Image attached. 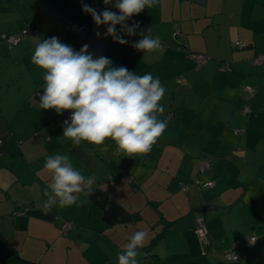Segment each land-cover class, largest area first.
<instances>
[{
    "label": "crops",
    "instance_id": "0c3cea01",
    "mask_svg": "<svg viewBox=\"0 0 264 264\" xmlns=\"http://www.w3.org/2000/svg\"><path fill=\"white\" fill-rule=\"evenodd\" d=\"M83 3L97 12L106 7L103 0ZM59 17L90 21L85 38ZM137 22V31L151 27L161 46L131 56L104 36L107 26L97 28L82 11V0H0V35L30 24L14 47L0 39V259L16 254L43 264H118L139 230L147 232L145 246L153 244L159 259L184 254L200 264H226L223 252L239 240L233 251L244 256L251 236L254 246L264 248V61H253L264 54V0H158L126 23ZM53 36L76 51L87 44L93 58L105 38L113 50L107 53V46L100 56L113 67L160 79L166 91L159 118L167 127L150 152L117 156L111 141L105 152L85 142L75 147L62 136L61 115L30 107L44 85V71L31 57L41 39ZM123 38L133 44L140 36ZM237 41L244 47L237 48ZM192 53L210 58L196 67ZM246 86L254 88L250 99ZM54 154L69 155L93 177L94 194L45 212L50 174L43 164ZM203 161L210 168L200 173ZM197 179L214 185L200 190ZM199 215L209 234L206 247L195 233ZM64 220L72 224L67 232Z\"/></svg>",
    "mask_w": 264,
    "mask_h": 264
},
{
    "label": "clouds",
    "instance_id": "9594fccd",
    "mask_svg": "<svg viewBox=\"0 0 264 264\" xmlns=\"http://www.w3.org/2000/svg\"><path fill=\"white\" fill-rule=\"evenodd\" d=\"M103 3L105 9L97 12L82 0V11L91 15L97 28L107 26L105 37L111 36L125 45L129 41L124 36L139 35L140 39L131 46L144 53L161 46L151 27L138 32V22L131 26L126 23L144 9L155 7L158 0H103ZM88 47L85 44L76 51L56 36L37 43L31 61L44 71V85L36 103L43 110L54 109L57 115L70 112L69 119L63 122L62 136L75 147L85 142L105 152L108 150L105 142L111 141L115 144L113 154L117 156L150 152L167 127V122L159 118L164 112L160 101L165 87L151 73L137 75L126 67H113L108 57L93 58ZM43 170L50 174V183L43 193L45 212L56 206H73L80 194L85 198L94 194V178L77 169L67 154L47 156ZM147 235L144 230L136 231L118 254V264H140L139 249L145 246Z\"/></svg>",
    "mask_w": 264,
    "mask_h": 264
},
{
    "label": "built area",
    "instance_id": "2783aa9c",
    "mask_svg": "<svg viewBox=\"0 0 264 264\" xmlns=\"http://www.w3.org/2000/svg\"><path fill=\"white\" fill-rule=\"evenodd\" d=\"M69 25H71L75 30H77L79 33L84 34L87 32L88 26L83 23V22H67ZM29 26V24H26L25 27L23 29H21L20 31L14 33V34H10V35H6V34H1L0 38L4 39L7 41V43L9 44L10 47L15 46L21 38L22 33L26 32L27 27ZM178 35V30L174 31L173 36L176 37ZM129 49L131 50V52L133 54H137L138 51L133 48L131 45L132 44H127ZM235 46L237 48H243L244 44L237 41L235 43ZM192 59L195 61L196 67L201 66L202 64H204L207 60H209V56L207 54H203V53H192L191 54ZM254 63L259 64L262 61H264V54H259L257 56L254 57L253 59ZM226 70H230V67L225 64L224 65ZM245 92L246 95L248 97V99H250L253 94H254V88L250 87V86H246L245 88ZM39 98V93L35 92L33 94V99L37 100ZM244 113H248L250 111V106L249 104L245 105L243 108ZM70 117V112L68 114H66L65 116H63V121L68 120ZM235 131L239 132L240 130L236 129ZM2 143V140H0V145ZM208 168H210V162L208 161H203L200 163L199 165V172L203 173L204 171H206ZM195 183L198 186H205V187H212L214 185L213 181H204L201 182L200 179L195 180ZM180 187L183 191H187L188 190V185L185 183H181ZM15 213H19V212H15ZM72 227V224L66 220L62 221L61 223V228L64 232H67L70 230V228ZM195 233L199 239V241L201 242V244L206 247L209 246L210 244V239H209V234H208V230L204 221V218L202 216H197L196 217V227H195ZM256 237L255 236H251L249 238H247L244 242L245 245H251L254 244L256 242ZM241 244V242L239 240L233 242L231 244V246L225 250L223 252V257L228 260V261H235V260H239L240 257L233 251V249L237 246H239Z\"/></svg>",
    "mask_w": 264,
    "mask_h": 264
},
{
    "label": "trees",
    "instance_id": "16d2710c",
    "mask_svg": "<svg viewBox=\"0 0 264 264\" xmlns=\"http://www.w3.org/2000/svg\"><path fill=\"white\" fill-rule=\"evenodd\" d=\"M56 19L61 20L62 22L64 21L65 24H68L67 23L68 21L69 22H81V20H83V19L70 20V19H64V18L62 19L61 17L56 18ZM86 22L88 23V25H90V21H86ZM87 23H86V25H87ZM88 29H89V27H88ZM26 32H27V29H26ZM24 34H26V33H22V35H24ZM22 35H21V37H22ZM137 54H134V55H137ZM68 113H69L68 111H65L64 114H62V115L65 116ZM254 244H251V245H245L244 244L248 248L247 252L244 254V256H239L240 259L235 260V261L226 260L227 261L226 264H264V248L254 246ZM152 246H153V244L145 246L142 249H140V252H143V253H141L142 255L138 258V259H140V264H200V263L191 261L184 254L170 255L164 259H159L158 256L152 252ZM0 264H43V263L38 262V261H34V260H29V259H26V258L20 256V255L15 254L8 259H0Z\"/></svg>",
    "mask_w": 264,
    "mask_h": 264
},
{
    "label": "rangeland",
    "instance_id": "374dc122",
    "mask_svg": "<svg viewBox=\"0 0 264 264\" xmlns=\"http://www.w3.org/2000/svg\"><path fill=\"white\" fill-rule=\"evenodd\" d=\"M61 22V21H60ZM63 23V22H62ZM65 24V23H64ZM65 26H66V28H68L69 30H71V31H74L76 34H79L83 39L85 38V36H86V34L84 35V34H81V33H79L77 30H75L71 25H68V24H65ZM2 40H4V39H2ZM110 43V41L108 42L105 38H104V41H103V39L102 40H100V44H99V50L97 51V53L94 55V57L95 58H98L99 56H100V54H101V52L102 51H104L105 52V50H106V48H107V46H108V51H106L107 53H111V51L113 50V47L111 46V44H109ZM104 44H106V46H105V48L104 49H102L103 48V46H104ZM126 45V44H125ZM125 45H121L120 44V48H122V49H126V50H128L130 53V55L132 56H135L131 51H130V49L129 48H126L125 47ZM38 93L39 94H42L41 92H39L38 91ZM39 99V98H38ZM28 103L30 104V107H33L35 110H36V112L37 113H41V112H43V110L39 107V105H36V104H34L35 103V99H33V95H32V99L30 98L29 99V101H28ZM60 119H61V122H62V125H63V115H61L60 116ZM41 129L39 130V134H41ZM195 184V183H194ZM195 186H198L197 184H195ZM200 190H203V189H205V188H209V187H205V186H199L198 187ZM182 190V189H181ZM203 214V213H202ZM199 216H202V215H199ZM203 217V216H202ZM204 217H205V215H204ZM200 242V241H199ZM245 242V241H244ZM200 244H201V242H200ZM202 245V244H201ZM204 248V247H203ZM204 251H205V248H204ZM206 252V251H205Z\"/></svg>",
    "mask_w": 264,
    "mask_h": 264
}]
</instances>
